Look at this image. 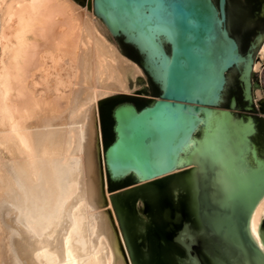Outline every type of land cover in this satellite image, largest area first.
<instances>
[{"label":"bare ground","instance_id":"obj_1","mask_svg":"<svg viewBox=\"0 0 264 264\" xmlns=\"http://www.w3.org/2000/svg\"><path fill=\"white\" fill-rule=\"evenodd\" d=\"M77 7L72 0H0V264H132L119 226L116 234L102 209L112 208V200L105 191L97 101L130 93L129 78L142 71L109 42L93 10L87 15ZM259 55L264 62V44ZM215 110L199 117L197 131L165 173L167 184L189 190L193 171L209 169L215 185L233 193L237 179L249 175L253 184L262 172L239 203L248 207L246 227L264 253V153H251L249 120L236 126L247 144L241 168L228 144L234 137L226 136L224 117ZM157 177L122 188L116 203L153 198Z\"/></svg>","mask_w":264,"mask_h":264},{"label":"water","instance_id":"obj_2","mask_svg":"<svg viewBox=\"0 0 264 264\" xmlns=\"http://www.w3.org/2000/svg\"><path fill=\"white\" fill-rule=\"evenodd\" d=\"M226 1L86 0L159 92L139 109L130 101L112 107V138L102 152L105 181L130 176L136 184L160 175L152 181L153 198L138 197L123 206L116 203L122 189L109 194L132 264H264V253L246 227L248 207L234 200L231 190L217 188L211 170L196 168L189 190L169 186L165 174L197 131L200 116L221 110L224 125L235 128L246 121L230 110L234 104L255 107L249 73L251 58L258 56L254 44L264 36L254 28L240 51L228 33ZM220 101L230 103L229 109L216 108ZM161 195L173 204L158 209ZM137 199L143 204L141 220ZM154 225L165 234L151 233Z\"/></svg>","mask_w":264,"mask_h":264},{"label":"rangeland","instance_id":"obj_3","mask_svg":"<svg viewBox=\"0 0 264 264\" xmlns=\"http://www.w3.org/2000/svg\"><path fill=\"white\" fill-rule=\"evenodd\" d=\"M72 1L75 4V6H78L77 9H78L79 12H84L87 15H92L91 4H90V7L88 8L87 5H86V1L85 0H81V1L72 0ZM88 1L91 2V0H87V3H88ZM82 10H84V11H82ZM227 24H228V29L230 30V32L236 38L239 39V41H240V49L239 50L242 51L243 50V46H244L243 41L246 40V36H245L244 32H241V29L243 27H240L233 20V17L231 15V11H229V16L227 17ZM110 34L111 33H109V31L107 29V31L105 33L106 38L109 40V42H111L117 48V50L122 55H124V53H123L124 50L121 48V41L116 36H113L112 34L111 35ZM258 37H260V36L258 35ZM260 43H261V46L254 44L253 54L256 53V52H258L259 54L261 53L262 46L264 44V39H262V42H260ZM259 58H260V61L258 60ZM252 63L253 64L254 63L255 64L258 63L259 66L261 67L260 71H254L251 68L252 66H250L249 82H250L251 87H252V100L253 101L255 100L254 102H256L257 100H261L260 110L264 114V111L262 110V109H264V80H263L264 62H262V58L259 55V57L255 56V57L251 58V65H253ZM148 79L149 78H146V74L144 72H142V76H140L136 80L132 81L129 78L128 82H129V87L131 89L130 93H127V94H121V93L112 94V95H108V96H105L103 98H100L97 101L98 121H99V127H100V131H101L100 134L102 136L101 137L102 149H104L106 144L112 138V135L110 133V121L107 118V114H108L109 108L113 104H115V103H117L119 101H132L133 103H135L138 106H142L144 104H148L155 97L154 94H152V92H151L150 85H149V81L150 80H148ZM81 87H82V82L79 81L78 84L75 86V89H80ZM256 91L259 92L258 95L255 94ZM215 107L216 108H221L220 104H218ZM231 111H233V110H231ZM63 122H65V120L64 121L63 120L60 121V123H62V125H63ZM62 127H64V126H60L58 128H62ZM225 127H226L225 131L230 135L231 138L235 137L236 133L240 134V135H238V138H240V140L237 141V139H236V142H235L234 138H233V140L230 143V146L235 150V153H236L235 157H236V160L239 162L240 167L244 168V164H243L244 162H242V159H241L242 156H240L241 151H244L247 148V144H246V140L244 138V134H243L242 131H240L239 129L237 130L236 128H234L232 126L226 125ZM228 128H229V130H228ZM237 142H238V144H236ZM249 148L250 149L252 148L251 149L252 150L251 153H252L253 152V147L249 146ZM237 153H238V155L240 157L237 155ZM260 156H261V154H260ZM202 169H204V168H202ZM262 174H263L262 172L261 173L257 172L254 176L252 175L254 177V178H251L253 184L248 182V180L250 181V178L248 177L249 175L247 176V175L244 174L242 176L243 178L241 177L242 180L244 179L243 180L244 182H248L249 183L248 185H247V183H245V184L242 183L243 181L240 180V178L237 179L236 182H235V186L233 187L234 189H236V192L234 191L231 194L233 199L237 200V202H242L245 199V197L247 196V192L251 188V185H257V183L259 181L261 182V179H262L261 176H263ZM133 185H135V184H134L133 179L130 176H126V177H124L121 180L116 181V182H111V181L106 180L105 191L108 192V194H110V193L119 191L120 189H122L124 187L127 188V187L133 186ZM246 185L250 186V187L248 189H246L247 188ZM162 200H163V202H162ZM157 204H159L158 205V209H161L163 207H169V205L173 204V202H171L170 199H167V198H165L164 196L161 195V197L159 198V202ZM105 206L106 205L104 204L102 206V209L106 211L108 220H109L110 224L112 225V227H114L113 230L117 234L118 233L117 232L118 225H117V221H116V219H115V217L113 215L114 213L112 211V208H109L110 206L109 207L108 206L105 207ZM135 207L137 209L138 217L139 216L142 217V215L144 216L143 213H142V215L140 213V211L143 209V204L141 203V201L139 199L136 200ZM140 217H139V219L141 220ZM137 221L139 222V220H137ZM138 226H139V224H136V226H135V230L136 231L138 230ZM149 229L152 230L151 233H153V234H156V230L157 229H159L163 234H165L163 232V230L161 229L160 225H154L153 227H149ZM118 235L120 236V234H118ZM118 235H117V242H118V245H119L120 250H121V242H120L121 238H119Z\"/></svg>","mask_w":264,"mask_h":264},{"label":"flooded vegetation","instance_id":"obj_4","mask_svg":"<svg viewBox=\"0 0 264 264\" xmlns=\"http://www.w3.org/2000/svg\"><path fill=\"white\" fill-rule=\"evenodd\" d=\"M81 1V0H79ZM86 1V0H85ZM229 11H231V15L236 24L240 27L241 32L245 33L246 39L250 37H254V28H256L257 34L259 36H264V0H227L226 1V13L227 17L229 16ZM229 35H231L235 41L237 42L238 49H240V41L236 38L228 29ZM262 39V38H261ZM261 42V41H260ZM124 55L129 58L126 53L123 51ZM131 61L135 62L142 72H144L140 66V63L132 58H129ZM150 80V79H148ZM150 89L152 94L155 97L159 95V92L155 90V83L151 80L149 81ZM251 85V84H250ZM252 88V87H251ZM250 97L252 98V90H249ZM255 101V100H254ZM121 102V101H119ZM117 102V103H119ZM132 102V101H130ZM115 103V104H117ZM133 103V102H132ZM261 100H257L254 102V106H247L241 104H234L232 112L242 119L243 122L249 118V121L252 125L253 132L249 135V140L251 142L252 147L256 151L258 155L264 153V114L260 110ZM113 104L108 111L107 118L110 121V133L112 126V118H111V109L115 105ZM221 108L229 109L228 102L220 101ZM136 109H139L142 106H138L133 103ZM263 110V109H262Z\"/></svg>","mask_w":264,"mask_h":264}]
</instances>
